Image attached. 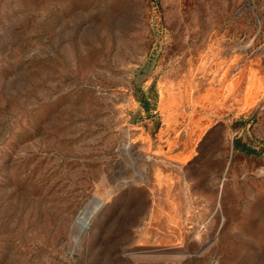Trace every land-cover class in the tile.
I'll return each instance as SVG.
<instances>
[{
  "label": "rangeland",
  "instance_id": "1",
  "mask_svg": "<svg viewBox=\"0 0 264 264\" xmlns=\"http://www.w3.org/2000/svg\"><path fill=\"white\" fill-rule=\"evenodd\" d=\"M0 264H264V0H0Z\"/></svg>",
  "mask_w": 264,
  "mask_h": 264
},
{
  "label": "bare ground",
  "instance_id": "2",
  "mask_svg": "<svg viewBox=\"0 0 264 264\" xmlns=\"http://www.w3.org/2000/svg\"><path fill=\"white\" fill-rule=\"evenodd\" d=\"M101 203H103L101 200L95 199L82 213L77 215L75 223L78 228L87 229L90 227L93 215Z\"/></svg>",
  "mask_w": 264,
  "mask_h": 264
},
{
  "label": "trees",
  "instance_id": "3",
  "mask_svg": "<svg viewBox=\"0 0 264 264\" xmlns=\"http://www.w3.org/2000/svg\"><path fill=\"white\" fill-rule=\"evenodd\" d=\"M237 147H239V144H237ZM243 149L245 150V149H246V147H243Z\"/></svg>",
  "mask_w": 264,
  "mask_h": 264
}]
</instances>
